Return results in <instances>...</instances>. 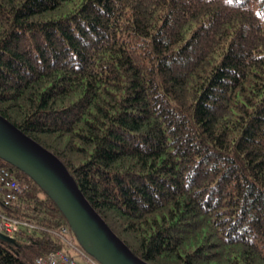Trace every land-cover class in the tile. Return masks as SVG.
Here are the masks:
<instances>
[{"label": "trees", "instance_id": "trees-1", "mask_svg": "<svg viewBox=\"0 0 264 264\" xmlns=\"http://www.w3.org/2000/svg\"><path fill=\"white\" fill-rule=\"evenodd\" d=\"M0 114L147 263L264 264V0H0ZM0 166V212L36 225L0 264L70 252L55 200Z\"/></svg>", "mask_w": 264, "mask_h": 264}, {"label": "water", "instance_id": "water-1", "mask_svg": "<svg viewBox=\"0 0 264 264\" xmlns=\"http://www.w3.org/2000/svg\"><path fill=\"white\" fill-rule=\"evenodd\" d=\"M0 158L43 188L57 203L83 249L101 264H149L136 256L86 199L61 160L0 114ZM0 238H15L0 231Z\"/></svg>", "mask_w": 264, "mask_h": 264}, {"label": "built area", "instance_id": "built-area-1", "mask_svg": "<svg viewBox=\"0 0 264 264\" xmlns=\"http://www.w3.org/2000/svg\"><path fill=\"white\" fill-rule=\"evenodd\" d=\"M0 184L5 188L4 203L8 204L16 197L21 190L20 182L14 173L5 166H0ZM36 225L32 222L13 216L11 214L0 212V231L6 235L14 237L22 230H31ZM56 234L64 242L70 252L57 249L50 251L45 256H36L35 264H101L85 250L77 246V239L74 232L68 224L62 225Z\"/></svg>", "mask_w": 264, "mask_h": 264}]
</instances>
